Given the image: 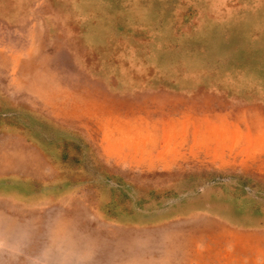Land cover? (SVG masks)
<instances>
[{"label": "rangeland", "instance_id": "1", "mask_svg": "<svg viewBox=\"0 0 264 264\" xmlns=\"http://www.w3.org/2000/svg\"><path fill=\"white\" fill-rule=\"evenodd\" d=\"M0 264H264V0H0Z\"/></svg>", "mask_w": 264, "mask_h": 264}]
</instances>
